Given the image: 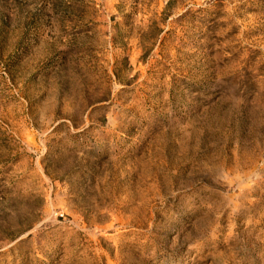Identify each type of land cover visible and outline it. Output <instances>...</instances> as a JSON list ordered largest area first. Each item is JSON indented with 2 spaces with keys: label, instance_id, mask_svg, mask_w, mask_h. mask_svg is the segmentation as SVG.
<instances>
[{
  "label": "rangeland",
  "instance_id": "rangeland-1",
  "mask_svg": "<svg viewBox=\"0 0 264 264\" xmlns=\"http://www.w3.org/2000/svg\"><path fill=\"white\" fill-rule=\"evenodd\" d=\"M0 264H264V0H0Z\"/></svg>",
  "mask_w": 264,
  "mask_h": 264
}]
</instances>
